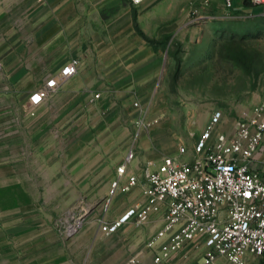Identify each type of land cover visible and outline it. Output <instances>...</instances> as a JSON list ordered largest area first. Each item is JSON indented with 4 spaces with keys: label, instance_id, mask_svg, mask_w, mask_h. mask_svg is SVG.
Returning <instances> with one entry per match:
<instances>
[{
    "label": "crops",
    "instance_id": "crops-1",
    "mask_svg": "<svg viewBox=\"0 0 264 264\" xmlns=\"http://www.w3.org/2000/svg\"><path fill=\"white\" fill-rule=\"evenodd\" d=\"M20 1L25 3V30L12 25L18 16H0V264H122L131 257L137 261L129 264H151L163 239L152 247L147 241L163 225L164 209L141 224L130 219L109 234L98 218L112 180L125 183L129 174L137 176L129 190L112 196L105 212L109 220L145 202L146 173L157 169L165 156L183 161L194 157V146L190 149L179 143V136L168 135L176 125L171 120L160 119L148 133L139 119L146 109L163 112L157 100L172 62V46H153L142 35L167 30L179 0ZM227 7L264 12L263 3L251 0H233ZM72 58L80 60L78 71L31 114L29 83L34 75L44 85ZM252 108L237 114L234 130L237 119ZM211 113L212 108L197 130H190L189 144L199 138ZM192 123L188 119L184 127L192 129ZM227 127L220 120L210 141L217 132L232 133ZM181 145L186 152L180 153ZM255 159L264 174V152ZM124 162L126 172L120 175L117 167ZM82 203L96 212L68 235L63 219ZM208 249L203 240H190L164 264H202ZM247 258L248 264H263L251 253ZM213 264L236 263L216 254Z\"/></svg>",
    "mask_w": 264,
    "mask_h": 264
},
{
    "label": "built area",
    "instance_id": "built-area-1",
    "mask_svg": "<svg viewBox=\"0 0 264 264\" xmlns=\"http://www.w3.org/2000/svg\"><path fill=\"white\" fill-rule=\"evenodd\" d=\"M224 1L226 6L233 3ZM251 1L264 4V0ZM79 63L78 58H72L31 93L32 114L40 102L78 71ZM134 105L141 106L139 100ZM220 117L221 111H216L195 142L191 161L165 156L157 169L146 173L145 202L134 204L109 220L105 212L112 196L120 189L129 190L136 184L137 176L129 174L125 183H120L119 178L112 180L109 195L102 202L103 214L98 218L101 229L113 233L130 219L141 224L152 213L164 209L163 225L147 241L152 247L163 239L151 264H164L173 252L193 239L203 240L209 248L202 264H213L216 254L236 264H248L249 253L262 258L264 264V174L255 161V155L264 152V103L244 112L236 121L234 133L220 131L210 141L213 124ZM186 149L185 145L179 147L180 153ZM132 155L130 151L128 159ZM117 170L124 174L126 162ZM89 210L82 203L69 212L63 222L66 234L72 235L83 226V216ZM136 261V257H131L122 264Z\"/></svg>",
    "mask_w": 264,
    "mask_h": 264
},
{
    "label": "rangeland",
    "instance_id": "rangeland-1",
    "mask_svg": "<svg viewBox=\"0 0 264 264\" xmlns=\"http://www.w3.org/2000/svg\"><path fill=\"white\" fill-rule=\"evenodd\" d=\"M223 2L179 0L178 10L167 20V30L142 35L153 46H172L168 50V59L172 62L165 68L163 92L157 100L163 112L156 114L146 109L139 115L140 124L148 133L153 124L168 118L176 124L168 135L179 136V143H186L191 149L199 138L192 141L189 137V142L192 141L189 144L186 137L191 135L190 130H197L203 114L211 108L200 136L216 111H221L220 120H226L227 129L234 133L237 114L264 103V12L247 13V9L239 12ZM235 5L241 7L240 3ZM25 11L23 1L0 0V16L5 12L13 18L18 16V23L12 25L20 30L26 28ZM33 78L29 83L32 91L41 85L38 74ZM16 98L22 100L21 96L16 95ZM192 110L194 115L190 114ZM188 119L193 122L192 129L184 127ZM219 123L213 124L214 128L217 129ZM89 208L83 216V224L96 212L94 207Z\"/></svg>",
    "mask_w": 264,
    "mask_h": 264
}]
</instances>
